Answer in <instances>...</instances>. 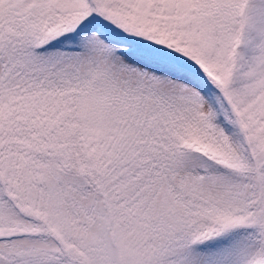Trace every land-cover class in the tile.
Wrapping results in <instances>:
<instances>
[{
    "label": "snow or ice",
    "instance_id": "obj_1",
    "mask_svg": "<svg viewBox=\"0 0 264 264\" xmlns=\"http://www.w3.org/2000/svg\"><path fill=\"white\" fill-rule=\"evenodd\" d=\"M0 264H264V0H0Z\"/></svg>",
    "mask_w": 264,
    "mask_h": 264
}]
</instances>
